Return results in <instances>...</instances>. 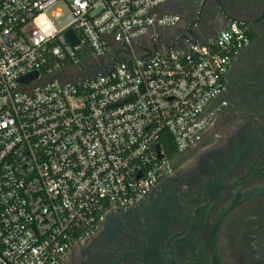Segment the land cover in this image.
<instances>
[{
    "label": "built area",
    "instance_id": "1",
    "mask_svg": "<svg viewBox=\"0 0 264 264\" xmlns=\"http://www.w3.org/2000/svg\"><path fill=\"white\" fill-rule=\"evenodd\" d=\"M178 1L0 0V264H65L199 143L247 34L171 36Z\"/></svg>",
    "mask_w": 264,
    "mask_h": 264
},
{
    "label": "flooded vegetation",
    "instance_id": "2",
    "mask_svg": "<svg viewBox=\"0 0 264 264\" xmlns=\"http://www.w3.org/2000/svg\"><path fill=\"white\" fill-rule=\"evenodd\" d=\"M173 11L201 38L237 23L247 41L230 60L199 143L65 264H264V0H179Z\"/></svg>",
    "mask_w": 264,
    "mask_h": 264
},
{
    "label": "water",
    "instance_id": "3",
    "mask_svg": "<svg viewBox=\"0 0 264 264\" xmlns=\"http://www.w3.org/2000/svg\"><path fill=\"white\" fill-rule=\"evenodd\" d=\"M181 23H184V27L182 29V33H179L178 36H180V38L182 39H187L189 40L191 43H193L194 45L196 44H201V45H204L206 43V40L209 39H205V38H201L199 37L197 34L194 33V27L192 23H187L186 24V17L184 15H181ZM68 36L69 38L72 40V42L74 44H77L78 41L74 38V33L72 31L68 32ZM32 76H28V77H25L24 79H22L23 82H30L32 80ZM111 215V214H110Z\"/></svg>",
    "mask_w": 264,
    "mask_h": 264
},
{
    "label": "crops",
    "instance_id": "4",
    "mask_svg": "<svg viewBox=\"0 0 264 264\" xmlns=\"http://www.w3.org/2000/svg\"><path fill=\"white\" fill-rule=\"evenodd\" d=\"M170 11H172V10H170ZM173 13H178V14L182 15V13H181V12H173Z\"/></svg>",
    "mask_w": 264,
    "mask_h": 264
}]
</instances>
